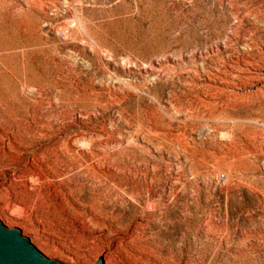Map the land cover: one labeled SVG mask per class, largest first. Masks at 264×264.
Instances as JSON below:
<instances>
[{"label": "rangeland", "instance_id": "obj_1", "mask_svg": "<svg viewBox=\"0 0 264 264\" xmlns=\"http://www.w3.org/2000/svg\"><path fill=\"white\" fill-rule=\"evenodd\" d=\"M3 78L0 222L47 258L264 264V0H0Z\"/></svg>", "mask_w": 264, "mask_h": 264}, {"label": "water", "instance_id": "obj_2", "mask_svg": "<svg viewBox=\"0 0 264 264\" xmlns=\"http://www.w3.org/2000/svg\"><path fill=\"white\" fill-rule=\"evenodd\" d=\"M0 264H62L42 254L19 230L0 222Z\"/></svg>", "mask_w": 264, "mask_h": 264}, {"label": "bare ground", "instance_id": "obj_3", "mask_svg": "<svg viewBox=\"0 0 264 264\" xmlns=\"http://www.w3.org/2000/svg\"><path fill=\"white\" fill-rule=\"evenodd\" d=\"M68 1H70V0H68ZM41 7H43V1L41 2ZM84 23L85 22L80 21L79 22V26H81L83 31H85V33H87V28H86V25ZM57 35H59L58 32H57ZM28 44H29V42H28ZM21 48L22 49L20 50V54H22L23 56L26 55L30 51L32 52L33 50H36V51L40 52L41 55L43 54V42L42 41L40 43H35V44L32 43V45H28V46L24 45ZM12 55L15 56L14 53ZM23 56H21V57H23ZM152 76H156V74H152ZM20 84H21V88H22L23 91L24 90H29V89L31 90V83L23 82V83H20ZM13 87H15V86L12 85V83L8 79L3 78V81L0 82V96H4V98L9 97V94L12 91ZM25 114H26V112H22V113H18L17 116H18L19 119H22V118H24ZM5 132L10 134L11 136H13V139H14V140L9 139V142H8L9 149L12 152L18 153V149L14 145V142L16 141L15 140V134L13 132L9 133L6 130H5ZM2 134L0 132V135H2ZM3 151L4 152L2 153V155H4V156L0 157V159L2 160L1 164L3 165V170L10 171L12 177L18 175V177L21 178V179H30V177H31L30 168L27 166V164H23L24 161L22 160V158L14 157V156H11L10 154L8 155V153L5 152V150H3ZM96 264H104L103 259L102 260H98V262Z\"/></svg>", "mask_w": 264, "mask_h": 264}]
</instances>
